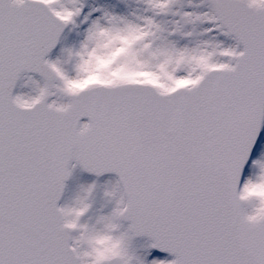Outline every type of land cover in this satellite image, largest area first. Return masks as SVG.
<instances>
[{"label":"snow or ice","instance_id":"obj_1","mask_svg":"<svg viewBox=\"0 0 264 264\" xmlns=\"http://www.w3.org/2000/svg\"><path fill=\"white\" fill-rule=\"evenodd\" d=\"M0 264H264V0H0Z\"/></svg>","mask_w":264,"mask_h":264},{"label":"rangeland","instance_id":"obj_2","mask_svg":"<svg viewBox=\"0 0 264 264\" xmlns=\"http://www.w3.org/2000/svg\"><path fill=\"white\" fill-rule=\"evenodd\" d=\"M77 176H78V178L79 179H81V180H90V179H92V177L91 176H89V175H86V174H84V173H77ZM101 179H103V178H101ZM73 183V181H70L69 182V184L71 185Z\"/></svg>","mask_w":264,"mask_h":264},{"label":"water","instance_id":"obj_3","mask_svg":"<svg viewBox=\"0 0 264 264\" xmlns=\"http://www.w3.org/2000/svg\"><path fill=\"white\" fill-rule=\"evenodd\" d=\"M87 174V173H86ZM89 175V174H88ZM70 182V181H69Z\"/></svg>","mask_w":264,"mask_h":264}]
</instances>
